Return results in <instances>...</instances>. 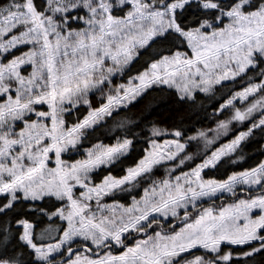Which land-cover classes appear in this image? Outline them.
<instances>
[{"label":"snow or ice","instance_id":"1","mask_svg":"<svg viewBox=\"0 0 264 264\" xmlns=\"http://www.w3.org/2000/svg\"><path fill=\"white\" fill-rule=\"evenodd\" d=\"M0 264H264V0H0Z\"/></svg>","mask_w":264,"mask_h":264}]
</instances>
